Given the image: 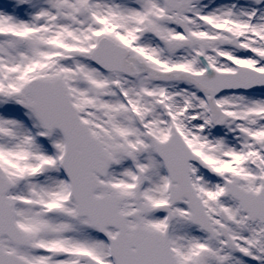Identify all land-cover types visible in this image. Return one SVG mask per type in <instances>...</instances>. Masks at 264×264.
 Returning <instances> with one entry per match:
<instances>
[{"label": "snow or ice", "instance_id": "6c2138e0", "mask_svg": "<svg viewBox=\"0 0 264 264\" xmlns=\"http://www.w3.org/2000/svg\"><path fill=\"white\" fill-rule=\"evenodd\" d=\"M0 264H264V0H0Z\"/></svg>", "mask_w": 264, "mask_h": 264}]
</instances>
